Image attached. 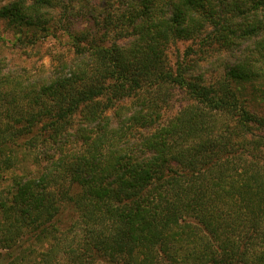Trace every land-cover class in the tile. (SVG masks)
<instances>
[{"label": "trees", "instance_id": "trees-1", "mask_svg": "<svg viewBox=\"0 0 264 264\" xmlns=\"http://www.w3.org/2000/svg\"><path fill=\"white\" fill-rule=\"evenodd\" d=\"M86 1L0 6L15 47L71 48L44 79L0 71V185L19 171L0 188V264H264V0ZM75 4L91 25L72 29ZM176 41L195 47L171 66ZM223 53L221 79L189 80ZM172 88L196 105L157 126Z\"/></svg>", "mask_w": 264, "mask_h": 264}, {"label": "rangeland", "instance_id": "rangeland-1", "mask_svg": "<svg viewBox=\"0 0 264 264\" xmlns=\"http://www.w3.org/2000/svg\"><path fill=\"white\" fill-rule=\"evenodd\" d=\"M11 0H0V6L10 2ZM86 3H90L92 8L94 3L101 4L99 0H87ZM85 4V2H83ZM79 5L75 4L74 9L71 11L73 16L69 20L72 22V29L79 30L86 28V26L91 25L90 17L86 9H80L81 13L78 14ZM108 7V5H107ZM86 18L88 22H86ZM12 35L6 29L4 24L0 22V71L6 74L11 72H19L23 74V78L29 79H44L50 73L51 69L58 65L59 60H64L65 62L70 60L71 57V48L69 46L68 39L65 36L60 35L57 38L49 37L42 40L37 46L33 47H15L12 43ZM195 47L191 41H176L171 43L166 48V61L171 65L175 66L176 62L184 58L185 51L188 47ZM189 58H194L190 56ZM196 59V57L194 58ZM192 59V60H194ZM189 60V59H188ZM230 60V56L223 53L221 57H211L207 61L196 62L188 75L189 80L197 81L201 84L209 85L214 82H217L223 76L225 71V66L227 61ZM232 61V60H231ZM230 61V62H231ZM172 93L168 103L163 106L159 111V118L157 126H165L167 123L173 121L178 114L181 113L186 108H192L196 105L193 98L189 96L186 92L178 88H172ZM254 108L264 112V102L260 99H257L254 103ZM124 106H129L130 101H125ZM231 119L227 116L221 117L217 120L216 127L224 126L223 124L231 123ZM80 124L79 116L76 117V128ZM138 132L146 133L144 129L141 131L138 129ZM264 154V153H263ZM33 159L28 158L27 163H32ZM32 170H35V167L31 166ZM19 172L16 169H11L7 171L4 175L5 180L0 185V188L10 184L8 181L9 177L14 173ZM3 185V186H2ZM70 213L63 214L64 222H70L69 219ZM71 219H74L71 217ZM83 237V230L80 228L75 229L74 233L68 238L75 247L76 243L81 241ZM35 250L41 251L46 248V243L43 246H34ZM31 247V249H33ZM36 251V253H38Z\"/></svg>", "mask_w": 264, "mask_h": 264}]
</instances>
